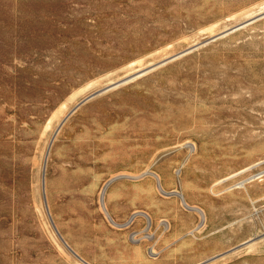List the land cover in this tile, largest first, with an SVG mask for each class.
Returning a JSON list of instances; mask_svg holds the SVG:
<instances>
[{
	"label": "rangeland",
	"instance_id": "1",
	"mask_svg": "<svg viewBox=\"0 0 264 264\" xmlns=\"http://www.w3.org/2000/svg\"><path fill=\"white\" fill-rule=\"evenodd\" d=\"M261 160L264 0H0V264H264Z\"/></svg>",
	"mask_w": 264,
	"mask_h": 264
},
{
	"label": "bare ground",
	"instance_id": "2",
	"mask_svg": "<svg viewBox=\"0 0 264 264\" xmlns=\"http://www.w3.org/2000/svg\"><path fill=\"white\" fill-rule=\"evenodd\" d=\"M263 3V2H262ZM247 9V8H246ZM244 13H245V11H243ZM248 12V11H247ZM249 13V12H248ZM263 13V12H262ZM234 15V14H233ZM247 15V14H246ZM249 15V14H248ZM257 16V15H256ZM230 19V18H229ZM214 26H216V25H214ZM230 27H232V26H230ZM232 29V28H231ZM214 31V30H213ZM217 31V30H216ZM216 31H214V32H216ZM225 32V31H224ZM213 34V33H212ZM144 67V66H143ZM139 69V68H138ZM137 69V70H138ZM145 69V68H144ZM145 71V70H144ZM145 74V73H144ZM133 76H135V74H133ZM132 77V76H131ZM140 77V76H139ZM132 78H134V77H132ZM131 78V79H132ZM122 79V78H121ZM131 79H126V81H128V80H130L131 81ZM124 80V79H123ZM116 84V82H112L111 84ZM118 83V82H117ZM260 160V159H259ZM264 160H261V161H259L258 162V164L259 163H261V162H263ZM257 164V165H258ZM249 167V166H248ZM246 169H248V168H246ZM246 169H243V170H241V171H239V172H237V173H235V174H231L230 176H228V177H224L222 180H219L218 182H216L215 184H217V183H219V182H221V181H223V180H227L228 178H230V177H232V176H234V175H236V174H238V173H240V172H243V171H245ZM156 174H157V178L159 179V181L161 182V177H160V175L157 173V172H155ZM260 174V175H259ZM259 174L257 173V177H255V175H252V176H250L249 178H250V180H253V179H256V178H259V177H262V176H264V170H262L261 172H259ZM104 188L105 187H102V190H101V196H100V198L102 199V197H104V194H105V191H104ZM181 199H182V201H183V203L185 204V205H187L188 203H187V201H186V198H185V196H181ZM191 208H194V206H190ZM102 208H103V211L106 213V215L108 216V209H107V206H106V203H104V205H102ZM198 210H199V212H200V214L203 216V219L204 220H206V218H207V213H206V211L204 210V209H201V208H197ZM151 218V219H150ZM150 218H149V220H151V222H152V217L150 216ZM111 220L112 221H114L112 218H111ZM113 223H117V222H113ZM116 225H119V224H116ZM79 264H83L82 262H80L79 261Z\"/></svg>",
	"mask_w": 264,
	"mask_h": 264
},
{
	"label": "water",
	"instance_id": "3",
	"mask_svg": "<svg viewBox=\"0 0 264 264\" xmlns=\"http://www.w3.org/2000/svg\"><path fill=\"white\" fill-rule=\"evenodd\" d=\"M60 235V234H59ZM60 237H61V239H62V241L65 243V245L67 246V247H69L70 249H71V251L75 254V255H77V257H79L81 260H83L68 244H67V242L63 239V237L60 235ZM84 261V260H83Z\"/></svg>",
	"mask_w": 264,
	"mask_h": 264
}]
</instances>
